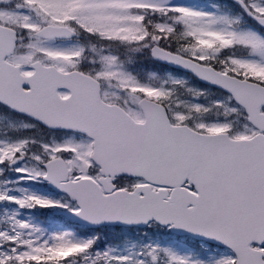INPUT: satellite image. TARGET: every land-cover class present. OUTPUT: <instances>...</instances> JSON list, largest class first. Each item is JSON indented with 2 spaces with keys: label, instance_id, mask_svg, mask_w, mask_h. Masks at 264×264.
<instances>
[{
  "label": "snow or ice",
  "instance_id": "1",
  "mask_svg": "<svg viewBox=\"0 0 264 264\" xmlns=\"http://www.w3.org/2000/svg\"><path fill=\"white\" fill-rule=\"evenodd\" d=\"M0 264H264V0H0Z\"/></svg>",
  "mask_w": 264,
  "mask_h": 264
}]
</instances>
